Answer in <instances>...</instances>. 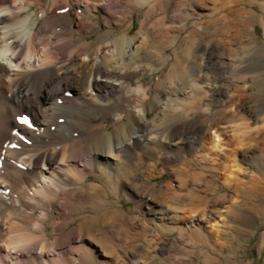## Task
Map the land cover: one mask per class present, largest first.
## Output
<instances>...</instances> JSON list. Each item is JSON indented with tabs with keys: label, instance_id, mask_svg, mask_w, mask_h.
<instances>
[{
	"label": "bare ground",
	"instance_id": "6f19581e",
	"mask_svg": "<svg viewBox=\"0 0 264 264\" xmlns=\"http://www.w3.org/2000/svg\"><path fill=\"white\" fill-rule=\"evenodd\" d=\"M71 1L35 0L40 4L37 12L32 10L30 0H0V47L11 51L10 64L0 60V264H105L94 243L104 255L115 256L116 264H131L128 257L136 256L139 247L131 249L130 243L138 239L155 241L157 235L150 239L154 235L151 232L163 231L167 224L151 226L145 216H127L124 206H116L117 202H112L115 206L107 213L104 207L109 202L106 198L96 200V194L116 193L120 176L112 173L113 169L126 172L122 169L124 161L142 156L150 160L165 146L172 149L164 160L175 177L180 183L199 184V189L183 194L180 185L181 193L165 194L156 186H134L143 198L136 203V213L152 202L157 204L154 214H159L161 207H167V214L170 209L182 211L181 216L173 217L174 221H187L190 225L177 227L179 235L190 237L197 253L211 264L222 263L210 255L211 251L214 254L216 244L222 246L221 254H226L225 262L230 264L242 250L234 245V239L245 234V226L253 227L264 211L261 204L240 200L244 193L256 192L262 194L264 201V73H253L250 62L230 63L218 58L225 47L236 59L240 54L230 44L241 41L243 50H255L257 62H264V49L255 39L241 40L242 29L260 21L257 7L264 10V4L260 5L258 0H195L201 9H212L206 12L210 13L207 19L191 27L196 40L187 42L197 47V38L201 36L200 40L209 37V42L217 44L205 49L209 62H199L200 57L193 55L194 48L182 60L177 56L171 62L183 66V71L174 66V73L169 76L183 98L166 97L163 93L153 99L147 94H152L154 88L144 79L170 65L165 57L167 48L154 54L152 45L144 53L126 56L136 40L131 37L135 12L130 11L118 18L119 24L127 25L120 36L110 30L99 35L97 42L91 41L89 36L95 30L88 28L94 27L90 14L83 10L79 23L73 21ZM81 1L97 7L98 0ZM132 1L139 8L148 4L153 9L158 4L168 7L175 0ZM31 11L42 19L41 23L36 19L31 22ZM204 14L201 13L203 18ZM172 29L176 35L173 32L169 38L168 32L161 36L166 44L178 41L184 26L173 25ZM149 32L143 30L141 45L150 43ZM109 46L117 51L116 57L106 53ZM60 55L63 60L59 63ZM189 56L195 60L190 62ZM160 57L159 62H154ZM193 73L197 77L188 80ZM192 80L201 83L195 85ZM223 80L229 86L221 84L218 94L210 97L205 87L211 88ZM128 81L138 82L137 88ZM70 89L75 91L72 96L67 95ZM109 92L110 98L118 97L113 105L109 103ZM125 92L132 97L125 96ZM139 92L143 94L140 104ZM162 98L177 111H165L163 124H156V105ZM138 106H142L146 116L133 113L131 123L110 132L105 119L122 123L125 110ZM22 111L32 116L31 125L16 122V115ZM199 113L204 119L197 117ZM233 121L238 123L231 124ZM15 128L22 131L23 137L12 133ZM76 132H80L79 136ZM156 139L161 140L160 144L154 145ZM183 153L200 157L183 163L186 158L179 157ZM102 156H111L114 164L105 163ZM190 162L201 171L194 178L191 174L184 179L191 171ZM21 163L28 167L21 168ZM219 180L223 184L219 189L230 194L210 200L208 196L219 191L214 190ZM169 185L165 189H170ZM134 194H128L127 199ZM114 196L119 198V194ZM65 198L73 199L64 201ZM45 202L50 203L52 212L43 209ZM90 203L101 208L97 218L89 219L78 230L66 232L57 241L50 240V235L59 234L77 220L73 217L67 221L68 211L84 209ZM216 209L220 214H216ZM59 212L61 215L51 223L52 233H47L50 213ZM36 214L38 218L33 219ZM166 215L161 220H168ZM28 223L34 225L33 230H28ZM115 225L125 229L123 235L119 232L122 237L117 235L123 242V254L119 251L121 246L109 237L117 231L107 228L113 230ZM224 234L226 240L222 238Z\"/></svg>",
	"mask_w": 264,
	"mask_h": 264
},
{
	"label": "rangeland",
	"instance_id": "374dc122",
	"mask_svg": "<svg viewBox=\"0 0 264 264\" xmlns=\"http://www.w3.org/2000/svg\"><path fill=\"white\" fill-rule=\"evenodd\" d=\"M32 2V10L40 12V4H37L35 0H30ZM258 3L260 5L264 4V0H258ZM97 7H91V5H87L86 3H82L81 0H73L72 5L73 7V21L78 22L80 19V12L83 10H87L90 14V18L92 23H94V27H88L90 30H95V32L89 36L91 41H98V37L101 34H106L110 30H115L116 35L120 36L124 27L127 26L123 23L119 24L118 18L122 16V14H126V11L135 12V24L132 26V38H135L134 44L128 48V52L126 56H129L130 54H133L132 56H136L138 53H144L146 50H148L152 45L154 47L151 48L152 52L155 54L160 51H164L167 48V53L165 57L169 59L168 64H170L167 68H162L158 72H154L151 76L146 77L144 79V82H149L153 86V93L147 94L149 97H152L155 99L157 95H162L163 93L166 95V97L171 96L173 98L181 99L183 98V94L181 91L178 90V85L175 83H171L169 81L170 74L174 73L172 71L173 67L176 66L178 70L183 71V66H180L175 63V58L177 56H180V59H183V56L186 52L190 51L191 48H194L193 55H197L200 57L199 62H209L210 56L207 51H205L206 48H212L217 43L209 42L208 38H203L200 40L201 36H198L197 38V47H193L189 41L196 37V35H191V27L195 26L197 22H202V20L207 19L208 15L210 13H207V9L203 10L199 6V4L196 3L195 0H175L170 6L165 7L164 4L157 5L155 8H151V5H148L144 8L137 7L132 0H98L96 3ZM112 7V8H111ZM33 14V19L31 22L33 23V20H37L38 23L42 22V19L38 17L37 15ZM257 11L259 14L260 21L252 25L250 28H244L242 29V35L243 39H241L243 42L250 41L251 38L255 39L256 42L264 49V23L262 22L264 10L262 7H257ZM193 13H197L195 16H192ZM199 13V14H198ZM201 13H205L204 16L201 15ZM186 17L189 19L186 20ZM162 19H165V22H161ZM79 23V22H78ZM112 23V24H111ZM89 24V23H88ZM178 26L182 27L184 26V29H182V35L180 36L178 41H173L170 44H166V41L163 42L164 38L161 37L164 34H168L169 32V38L172 37L173 31L172 26ZM110 27V28H109ZM148 29L150 32L148 34H152V36L149 38L150 43L141 45L142 39H143V30ZM162 30V31H160ZM234 32V29L231 31ZM176 35V33L174 34ZM76 37H78V34H76ZM196 40V38H195ZM78 41V38L76 39ZM175 42V43H174ZM247 44V42H246ZM168 46V47H167ZM111 47V46H109ZM230 47L236 48L238 54H240L236 59L234 56L229 53L225 47H222V49L219 51L221 55L219 56V60H223L224 62H250L252 70L255 71L253 73H264V62H257L256 60V52L255 50H243L242 49V42L241 41H234L230 44ZM165 48V49H164ZM106 53L116 57L117 51L111 47V49L105 50ZM11 51L6 50L5 48L0 47V60L3 61L5 64H10L9 60V54ZM102 55V53H100ZM182 56V57H181ZM88 57V56H85ZM79 58H84V55H80ZM190 62H193L191 60H195L194 56H189ZM161 59L158 58L154 62H159ZM217 59V58H216ZM63 60V57L60 55L59 63ZM88 60V58L86 59ZM14 67V65H12ZM248 73V72H247ZM252 73V72H251ZM230 75V74H229ZM250 75V74H247ZM197 77V73H193L189 76L188 80H191V78ZM130 83V81H128ZM158 82H160L162 85H158ZM196 82V83H195ZM199 85L201 82L197 80H192V84ZM223 84L224 86H229V82L226 80H223L222 82L212 85L211 88L207 85L205 87V90L208 92L209 96H213L214 94H218V89L220 85ZM130 85L133 88H137L138 82H132ZM71 92H75L73 89H70ZM69 90V91H70ZM137 94V93H135ZM108 97L110 98L111 93H107ZM114 95V94H113ZM127 97H132V94H129V92H125L124 94ZM138 103L140 104V100L143 97V94L138 93ZM118 97H112L110 98L109 103L113 105L117 101ZM226 99V98H225ZM218 105V104H217ZM217 105L214 107L213 111H217ZM157 111H158V117L157 120L154 123H159L162 121V116L164 115L165 111L167 110H176L171 104L166 102L164 98L159 99L157 101ZM142 109V106L134 107L133 109H127L125 110V117L124 121L122 123H117L116 120H112L110 118L105 119V123L109 124V130L110 132L118 129L119 127H123L128 123H131V120L133 118V113L137 114L138 116H146L144 109ZM177 111V110H176ZM179 112V111H178ZM199 119H204L203 114L199 113L197 115ZM164 121V120H163ZM162 121V122H163ZM161 122V123H162ZM237 121H233L231 124H237ZM163 124V123H162ZM207 132V131H206ZM161 140L158 141L156 139L153 143L154 145H157V143L160 144ZM136 151L138 152L139 149L136 148ZM172 152V149H166V146L164 149L159 148L158 152L153 154V158L148 160L145 156L140 157L139 159H131L124 161V164L122 167L118 166V168L126 169V172H120L118 169H113V175L119 177L118 182L120 185H118L115 188L116 193H110L109 195L104 196L103 194H96V200L106 198L105 200L109 203L107 204V207H104L105 211L111 212L114 207V203L117 202L118 204L116 206H124V212L127 216L130 217H137V218H144V220L149 222L151 225L154 223L155 225H159V223H165L164 226L167 224V229H164L163 231H153L151 232L150 239H154L155 235H157V238L155 241L148 243L147 241L143 239H138L139 241H133L130 243L131 249H138V253H141V256H129L128 260L130 259L131 264H156V262L160 264H211L207 260H204L201 258V255L197 253L196 245L193 244L191 241V238H185L181 237L179 235V226L188 227L190 223L188 224L187 221H180L181 224H177V222L174 221V216H181L182 211L175 212V210L170 209V213L167 214L166 208L167 207H161L159 214H154L153 210L157 209L156 203H151V206H144L139 208V212L136 213L138 206L137 202L141 200L140 191L135 189L134 186L142 185V186H156L158 189H163V193L169 194L171 191L173 192H182V188L180 185L183 186V191L187 193V190L194 191L195 188L199 189V184L194 186L191 183H180V180L175 177L174 173L172 172V169L166 165V162L164 160V157L166 154H169ZM180 158H186L183 163L186 160H194V158H199L200 155H197V157L190 156L189 153L187 154H180ZM103 161L109 164H114L115 159L111 156H102ZM188 166L191 168V171L188 174H185L184 179L190 178V175L192 174V177L200 172L201 170L198 168H195L194 165H192V162L188 164ZM250 167L251 165H247ZM44 170L45 167H43ZM49 174V173H48ZM152 178V179H149ZM194 178V177H193ZM48 179V178H47ZM149 183V184H148ZM170 184V185H169ZM218 184V185H217ZM170 186V189H165L167 186ZM219 185L223 186L222 181L215 182V188L214 190H219L218 194L213 193V195L208 196V198L211 200L217 199L220 195L230 194V191L225 189H219ZM189 191V192H190ZM247 191V190H246ZM131 192L135 193L132 197L133 199L130 201V199H127L128 194ZM114 194H119V198L115 197ZM207 196V194L205 195ZM167 197V196H166ZM173 197H169L168 199H172ZM73 198H65L64 201H70ZM252 202L254 201L256 204H261L262 209L264 210V201L263 196L260 193L254 192L252 195L249 193H244L240 200ZM143 201V198H142ZM217 201V200H216ZM43 209L46 211H53L52 206L50 203L45 202ZM101 208H99V205H94L93 203H90L88 207L86 208H79L68 211V214L65 216V219L68 221L71 218H77L75 222H72L69 227L66 230H62L59 234H56L54 236L50 237V240L57 241L59 240L66 232H71L74 230H78L82 227L83 224H86L89 222V219L97 218L98 211ZM36 212H38L36 210ZM56 212V211H54ZM40 213V210H39ZM167 214V215H166ZM216 214H220L219 210L216 209ZM38 214H36L35 218L37 219ZM61 215V213L52 214L50 213V216L48 217V231L47 233L51 234L53 230L52 222L56 221L58 217ZM139 217H138V216ZM166 215V219L168 220H161L163 216ZM169 215V216H168ZM62 217V216H61ZM178 218V217H177ZM255 225L253 227H244L245 234L241 235L240 238L234 239V245H237L236 247L240 246L242 250L238 253V256L236 257L233 262L230 264H264V211L263 214L260 215V217L256 218ZM153 225V224H152ZM151 225V226H152ZM161 226V225H160ZM208 227H210V224H207ZM28 230H33L34 225L31 223H28L26 225ZM113 230L111 228H107L110 231H117L115 233L110 234V240L116 241L118 245L121 246L120 253H124L125 250H123V242L120 240V238L117 235H120V233L125 232L124 228L121 226H113ZM131 229V228H129ZM134 231H139L134 230ZM193 229H189V235H191ZM121 236V235H120ZM122 237V236H121ZM181 237V238H179ZM125 238V237H124ZM223 240L227 239V235H222ZM125 245V244H124ZM94 246L96 249H98L99 258L102 259V261L105 264H116V260L113 259L115 256L112 255H104L102 248L94 243ZM136 246V247H135ZM118 251V252H119ZM222 252V246L216 244L214 254L212 251L210 252L211 256H215L217 260H220L223 264H226L225 261H228V259H225L226 254H221ZM220 254V255H219ZM62 254H59L58 257L62 258ZM129 254L127 253V256ZM222 255L224 257H222ZM120 259L127 261V258H123L122 256ZM220 263V264H222ZM216 264V263H214Z\"/></svg>",
	"mask_w": 264,
	"mask_h": 264
}]
</instances>
